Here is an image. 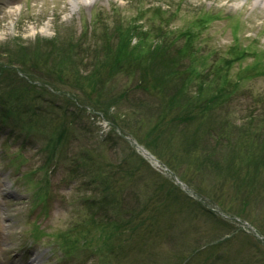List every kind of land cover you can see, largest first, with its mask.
Returning a JSON list of instances; mask_svg holds the SVG:
<instances>
[{
    "label": "rangeland",
    "instance_id": "1",
    "mask_svg": "<svg viewBox=\"0 0 264 264\" xmlns=\"http://www.w3.org/2000/svg\"><path fill=\"white\" fill-rule=\"evenodd\" d=\"M75 1L0 0V264H264V0Z\"/></svg>",
    "mask_w": 264,
    "mask_h": 264
},
{
    "label": "trees",
    "instance_id": "2",
    "mask_svg": "<svg viewBox=\"0 0 264 264\" xmlns=\"http://www.w3.org/2000/svg\"><path fill=\"white\" fill-rule=\"evenodd\" d=\"M139 28V27H138ZM132 30V29H131ZM134 30V27H133ZM158 50V48H157ZM111 54V51L109 52L108 55H106V57L104 58V60L101 62V69L99 71H97V73H95L94 75L97 77L101 72V70H115L114 67L108 68L110 61H108L111 57L109 56ZM123 57V55L121 56V58ZM119 56L117 57V61H120ZM122 63V62H121ZM117 64V63H116ZM149 68L145 67V70H148ZM178 76L177 72H171L170 77H175ZM216 77L215 82H218V84L216 85V88H213V91H211L210 93L212 94V97L208 96L207 97V92H204V86L203 84L201 85L202 87H200V96H199V102L197 101V105H196V109H194L193 111H207V110H211L212 107L213 109H215V107L217 105L222 104L223 101H225V98L233 95L234 92V88H236V86H234V88L232 89L233 85H230L229 83H227V76L225 77H220L221 75H218L216 73V75H213ZM175 80V78H173ZM183 92V96L182 98H188V96L186 95V91H185V87L183 85V89L181 90ZM209 95V93H208ZM207 98L205 99L203 102L201 101L202 98ZM191 108L186 107L185 111H190ZM258 134V133H257ZM260 136V134L258 135V137ZM262 162H264V160H262Z\"/></svg>",
    "mask_w": 264,
    "mask_h": 264
},
{
    "label": "water",
    "instance_id": "3",
    "mask_svg": "<svg viewBox=\"0 0 264 264\" xmlns=\"http://www.w3.org/2000/svg\"><path fill=\"white\" fill-rule=\"evenodd\" d=\"M141 149V148H140ZM143 151V153L147 156H149L151 159H154L152 156H150L147 152H145L143 149H141ZM183 185V184H182ZM184 188L187 189V187H185V185L183 186Z\"/></svg>",
    "mask_w": 264,
    "mask_h": 264
},
{
    "label": "bare ground",
    "instance_id": "4",
    "mask_svg": "<svg viewBox=\"0 0 264 264\" xmlns=\"http://www.w3.org/2000/svg\"><path fill=\"white\" fill-rule=\"evenodd\" d=\"M83 1H86V2H91V1H94V0H83ZM77 3V0L74 2V4Z\"/></svg>",
    "mask_w": 264,
    "mask_h": 264
}]
</instances>
